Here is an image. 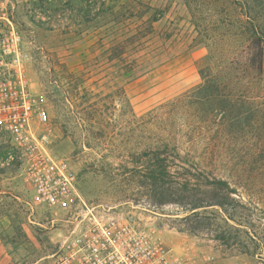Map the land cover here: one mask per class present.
Instances as JSON below:
<instances>
[{
  "label": "rangeland",
  "instance_id": "obj_1",
  "mask_svg": "<svg viewBox=\"0 0 264 264\" xmlns=\"http://www.w3.org/2000/svg\"><path fill=\"white\" fill-rule=\"evenodd\" d=\"M8 28L21 39L30 91L46 102L51 154L68 162L99 217L130 220L174 264H264L258 239L250 255L180 233L183 206H157L127 186L131 154L169 144L264 218V128L228 126L194 96L202 76H215L232 100L242 84L264 106V76L241 69L256 28L264 33V0H0V36ZM11 149L0 136V162ZM0 211V264H49L72 233L71 216L36 201L17 164L0 165Z\"/></svg>",
  "mask_w": 264,
  "mask_h": 264
},
{
  "label": "built area",
  "instance_id": "obj_2",
  "mask_svg": "<svg viewBox=\"0 0 264 264\" xmlns=\"http://www.w3.org/2000/svg\"><path fill=\"white\" fill-rule=\"evenodd\" d=\"M0 136L11 151L1 167L17 164L34 199L71 219L72 233L59 241L49 264H174L170 248L137 229L128 219L102 218L78 192L68 162L51 154L53 133L42 97L33 94L24 74L21 39L14 28L0 36Z\"/></svg>",
  "mask_w": 264,
  "mask_h": 264
},
{
  "label": "trees",
  "instance_id": "obj_3",
  "mask_svg": "<svg viewBox=\"0 0 264 264\" xmlns=\"http://www.w3.org/2000/svg\"><path fill=\"white\" fill-rule=\"evenodd\" d=\"M243 56L242 71L261 80L264 33L259 28L251 36ZM202 79L194 96L211 109L208 111L215 118L220 113L221 122L226 121L228 126L239 130L251 126L264 128V106L247 95L253 91L249 86L239 84V98L232 100L226 82H220L215 76H202ZM128 167L127 186L145 191L157 206L166 203L183 206L181 211L185 216L178 220L182 224L175 227L178 232L205 235L225 249L250 255H255L250 245L256 238L260 241V251L264 252V236L255 232L256 226L264 227V218L257 215L258 209L238 187L213 170L187 159L177 147L169 144L145 147L131 154Z\"/></svg>",
  "mask_w": 264,
  "mask_h": 264
}]
</instances>
